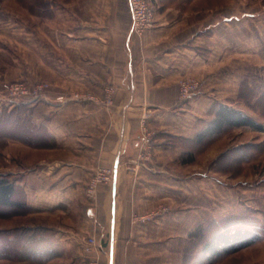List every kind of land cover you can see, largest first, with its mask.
<instances>
[{"label": "crops", "instance_id": "crops-1", "mask_svg": "<svg viewBox=\"0 0 264 264\" xmlns=\"http://www.w3.org/2000/svg\"><path fill=\"white\" fill-rule=\"evenodd\" d=\"M49 3L50 14L4 22L1 37H14L13 24L33 25L28 31L34 44H25L32 56L25 60L28 68L16 64L0 72V92L27 71L52 84L33 110L51 144H13L10 150L24 157L9 153L11 165L2 174L19 177L16 198L30 209L15 225L49 229L55 253L40 260L0 258V264H85L82 242L88 236L97 237L93 256L102 264H181L194 227L193 186L201 178L193 172L199 160L182 162V155L216 104L237 101L246 80L256 89V40L248 32L247 51L242 49L237 24L257 13H242L239 3L159 1L155 26L136 35L128 0ZM242 62L248 68L242 70ZM182 79L200 83L186 101L180 100ZM108 88L110 105L104 102ZM59 96L69 100L61 103ZM243 128L249 129L233 132ZM223 140L198 157L216 160ZM108 169L111 179L88 195Z\"/></svg>", "mask_w": 264, "mask_h": 264}, {"label": "rangeland", "instance_id": "rangeland-1", "mask_svg": "<svg viewBox=\"0 0 264 264\" xmlns=\"http://www.w3.org/2000/svg\"><path fill=\"white\" fill-rule=\"evenodd\" d=\"M159 1L162 5H167L170 1L174 0H151L154 11V26L156 24V13L160 9H163L157 7V2L159 3ZM217 3L219 5L221 3L225 5L239 3L242 13L247 11L257 13L256 18H247L242 20V23L237 24L238 31L241 34L242 49L247 51V48L243 47L247 46L246 35L248 32L256 40L257 58L255 59H257L258 68L253 74L256 89L250 88L246 84V80V83L241 85V97L237 101H234L233 105L230 104V106L244 111L258 123L264 125V66L262 67L261 65L264 64V0H210L211 5ZM3 5H7V7L5 8ZM0 13L4 17L0 20V30L8 28L4 22L10 17L15 16V18L18 17L26 20L25 18L34 14L24 7L20 0H0ZM13 27L15 30L14 37L12 34L7 35L6 33L8 32L1 31L5 34V36H0V72L2 73L12 71L16 64L17 66H22V70L26 67L28 68L30 62H26L25 60L29 59V57L30 59L32 58V56L26 55L25 44L26 42L34 44L33 39L30 40V31H28V28H32L33 25L28 23L26 25L20 22L15 25L13 24ZM34 27H39V25L35 24ZM29 47L31 48L32 45ZM34 58L39 59V56L35 55V57L33 56ZM242 59H248V56H242ZM247 66L248 64L242 62V70L243 68H248ZM28 73V71L22 72L17 79L9 83L23 81L31 87L38 83H47L49 85L48 93L52 90L50 81L40 76L36 78L31 77ZM1 81L3 82V80ZM6 89L4 92H0V111L11 110L14 105L18 104H30L29 107L34 110V104L45 96L39 97L30 103L20 101H15L14 103V101L10 100V94ZM198 91L199 89L193 94H196ZM48 93H46V96ZM64 97L62 101H58L67 103L69 98L67 96ZM225 103L227 104L228 102ZM222 139L224 140L217 144L219 146L216 152L219 153L221 150L223 152H221L216 160H213L214 158L211 154L207 156V159L204 156L198 157V155L193 157L194 164L198 160L201 163L199 166L197 165V167L193 168L194 177H201L193 186L194 196L191 210L193 212L194 227L192 233H190V235L194 234L192 238L193 264H196L202 257L201 247L204 240L208 237L210 238L216 230L223 229L224 225L238 224V221L264 225V131L243 128L238 133L233 131L228 132L210 143L204 152L208 151ZM13 144L24 143L16 139L9 141V145L2 151V156L0 157V176L5 175L2 174V169L11 165L8 160L9 153L11 157H14L15 154L17 156L16 159L24 157V155L20 156L22 153L19 150H10ZM236 150H239V154L241 155V162L238 165H233L232 162V157H239L236 153L232 154L233 156L225 160L226 162L222 163V165L218 162L222 155ZM200 158L202 159L200 160ZM12 179L18 180L19 177L12 175ZM8 211L9 209L0 208V226L10 230L24 228L25 226L23 225H15V221H22L24 219V214H20L21 212L10 214ZM200 229H203V232H201L203 237L199 239V236L195 233H200ZM38 230L45 237L54 239V234L49 229L38 228ZM190 235L187 238V243ZM252 245L254 247L251 249L248 246L236 252L225 254L215 259L211 264H248L252 263L253 259H256V264H264V236ZM96 259L102 264L99 258L96 257ZM183 260L181 264H184ZM85 264L87 263L85 262Z\"/></svg>", "mask_w": 264, "mask_h": 264}, {"label": "trees", "instance_id": "trees-1", "mask_svg": "<svg viewBox=\"0 0 264 264\" xmlns=\"http://www.w3.org/2000/svg\"><path fill=\"white\" fill-rule=\"evenodd\" d=\"M20 2L31 13L40 17L50 14L52 11L49 0H20ZM1 14L0 20L4 18ZM29 105L18 104L14 105L11 110L0 111V157L11 139L20 140L24 144L33 147L51 144L48 131L36 123L33 109ZM202 124V128L190 141L188 151L182 155V162H193V157L203 153L210 143L235 128L249 127L257 131H264V125L258 123L244 111L226 103L216 104L212 118ZM234 153L238 154L239 157H232ZM239 153V150L225 153L218 162L222 165L226 162L225 160L232 157L233 165H238L241 162ZM16 182L17 180L12 179L11 174L0 176V208L9 209L10 214L18 212L25 214L30 209L25 202L16 198L18 193ZM201 232H203V229H200V233H195L199 236V239L203 237ZM193 235H190L185 248L184 264H193ZM263 236L264 225L262 224L238 221V224L224 225L223 229L216 230L210 238L204 240L201 247L202 257L196 264H211L215 259L225 254L236 252L254 244L261 240ZM54 250L51 239L45 237L38 228L24 227L22 229L0 231V258L15 261L40 260L52 256L55 253Z\"/></svg>", "mask_w": 264, "mask_h": 264}, {"label": "built area", "instance_id": "built-area-1", "mask_svg": "<svg viewBox=\"0 0 264 264\" xmlns=\"http://www.w3.org/2000/svg\"><path fill=\"white\" fill-rule=\"evenodd\" d=\"M131 12V29L136 35H143L147 30L154 27V11L151 0H128ZM200 87V83L194 79H182L180 81V100L186 101L194 92ZM10 100L16 102L30 103L39 97L46 96L48 93L49 85L47 83H38L31 87L23 81H16L7 85ZM113 88L106 90L105 104L110 105L111 92ZM44 96V97H45ZM43 97V98H44ZM65 97L59 96L57 99L62 101ZM87 100H95L94 97L88 95ZM150 137L145 138L146 143H150ZM112 169L101 172L92 182L88 191V195L92 194L97 183L100 181H109L111 179ZM99 241L95 236H88L82 242L83 254L86 256L87 264H100L98 259L93 255L98 252Z\"/></svg>", "mask_w": 264, "mask_h": 264}]
</instances>
